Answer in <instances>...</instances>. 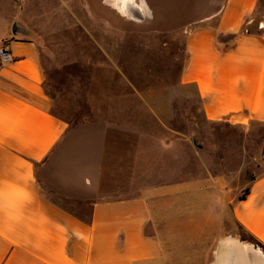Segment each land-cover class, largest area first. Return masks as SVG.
Returning a JSON list of instances; mask_svg holds the SVG:
<instances>
[{
  "label": "crops",
  "instance_id": "crops-1",
  "mask_svg": "<svg viewBox=\"0 0 264 264\" xmlns=\"http://www.w3.org/2000/svg\"><path fill=\"white\" fill-rule=\"evenodd\" d=\"M259 2L225 0L187 32L182 82L196 89L208 122L264 125ZM15 36L0 39L13 59L0 65V264H167L162 240L150 231L151 201L196 188L173 183L177 154L148 146L146 132L135 136L105 122L71 127L52 114L38 47ZM203 182L219 192L227 185L221 175ZM249 189L232 218L264 244V173ZM85 201L88 219L63 204ZM227 241L243 251L245 264H264V254L233 237L217 241L215 264L232 261L223 250Z\"/></svg>",
  "mask_w": 264,
  "mask_h": 264
},
{
  "label": "rangeland",
  "instance_id": "rangeland-1",
  "mask_svg": "<svg viewBox=\"0 0 264 264\" xmlns=\"http://www.w3.org/2000/svg\"><path fill=\"white\" fill-rule=\"evenodd\" d=\"M224 1L138 0L148 13L134 22L111 0H0V39L14 38L18 25L23 31L15 37L37 45L52 114L71 127L105 122L135 136L146 132L148 146L177 154L173 183L196 188L151 201L156 222L150 231L162 240L167 264H215L224 237L256 248L232 210L264 173V125L208 122L196 89L182 82L187 32ZM263 20L260 0L254 21ZM210 175L225 176L223 192L203 188ZM63 204L81 218L90 216L89 202Z\"/></svg>",
  "mask_w": 264,
  "mask_h": 264
},
{
  "label": "bare ground",
  "instance_id": "bare-ground-1",
  "mask_svg": "<svg viewBox=\"0 0 264 264\" xmlns=\"http://www.w3.org/2000/svg\"><path fill=\"white\" fill-rule=\"evenodd\" d=\"M113 9L122 17L127 18L134 22H140L139 18H144L148 13L147 5L145 2H138V0H111ZM136 14L139 17H136ZM224 252L228 258L232 260L228 264H245L244 253L237 245H232L227 241L223 246ZM253 264H262L259 259H255Z\"/></svg>",
  "mask_w": 264,
  "mask_h": 264
},
{
  "label": "trees",
  "instance_id": "trees-1",
  "mask_svg": "<svg viewBox=\"0 0 264 264\" xmlns=\"http://www.w3.org/2000/svg\"><path fill=\"white\" fill-rule=\"evenodd\" d=\"M250 194V189H246L243 195L238 199L240 202L245 201ZM249 236L250 243L254 244L256 248H260L264 252V244L258 240L254 235L250 234L249 232L245 231Z\"/></svg>",
  "mask_w": 264,
  "mask_h": 264
},
{
  "label": "built area",
  "instance_id": "built-area-1",
  "mask_svg": "<svg viewBox=\"0 0 264 264\" xmlns=\"http://www.w3.org/2000/svg\"><path fill=\"white\" fill-rule=\"evenodd\" d=\"M13 62L9 49L6 46L0 48V65L4 66Z\"/></svg>",
  "mask_w": 264,
  "mask_h": 264
},
{
  "label": "water",
  "instance_id": "water-1",
  "mask_svg": "<svg viewBox=\"0 0 264 264\" xmlns=\"http://www.w3.org/2000/svg\"><path fill=\"white\" fill-rule=\"evenodd\" d=\"M146 5H147V4H146ZM136 17H139V15L136 14ZM139 19L141 20V18H139ZM22 31H23V29L20 28V26H18V25H15V26L13 27V29H12V33H13L14 35H17V34L21 33Z\"/></svg>",
  "mask_w": 264,
  "mask_h": 264
}]
</instances>
